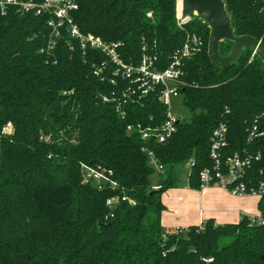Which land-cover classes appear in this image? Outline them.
<instances>
[{
  "label": "trees",
  "instance_id": "16d2710c",
  "mask_svg": "<svg viewBox=\"0 0 264 264\" xmlns=\"http://www.w3.org/2000/svg\"><path fill=\"white\" fill-rule=\"evenodd\" d=\"M68 1L79 31L115 45L126 67L148 56L162 71L180 56L178 92L189 117L166 143L142 141L138 129L165 118L158 88L142 95L136 74L125 77L65 30L51 36L45 13H0V264H264V224L250 218L173 233L161 227V196L178 187V167L190 161L187 184L198 190L219 125L226 129L222 155L248 158L243 182L263 180L264 135H248L254 127L264 132V65L249 50L232 67L212 65L208 27L191 16L178 28L176 0ZM222 2L234 36L264 49L263 0ZM190 36L200 38V51L182 55ZM231 46L221 42L218 54ZM143 149L164 168L155 185ZM83 167L110 171L116 187L82 184ZM115 197L134 205L109 210L105 203ZM257 210L264 221V194Z\"/></svg>",
  "mask_w": 264,
  "mask_h": 264
},
{
  "label": "built area",
  "instance_id": "2783aa9c",
  "mask_svg": "<svg viewBox=\"0 0 264 264\" xmlns=\"http://www.w3.org/2000/svg\"><path fill=\"white\" fill-rule=\"evenodd\" d=\"M264 5V0H263ZM10 7H16L20 12H33L36 16L45 13L49 16L48 27L51 29V36L58 38L60 31L65 30L71 39L77 41L82 50H96L105 55L110 61L125 71V77L129 78L131 74H136L137 82L140 83V88L143 90L142 95H146L149 90L159 89L157 94L158 102L165 109V118L159 127L151 129H138V134L142 141H147L153 138L158 144L166 143L176 132V125L179 119L176 118L171 111V99L179 97L178 80L181 72L179 69L180 56L173 57L168 67L162 71L155 66V61L148 56H143L140 65L137 68L124 66L116 54V46L104 43L100 38L92 35L81 33L78 27L74 24L71 17V12L76 8L68 0H42L41 3L27 2L22 3L17 0H0V13L5 14ZM264 7V6H263ZM264 10V8H263ZM189 21L179 20L176 13L177 27L181 28ZM202 42L197 36L187 38V43L183 46L182 55H189L200 51ZM180 98V97H179ZM10 125H7L3 132L7 133ZM128 130L130 128L128 127ZM264 135V132H258L254 127L248 135V140L252 141ZM226 143V129L223 125H219L212 133L209 142L208 157L211 162L209 168H205L198 173V190L201 191L207 188H220L228 192L233 197L246 196H261L264 194V177L256 187L247 185L243 182L246 169L248 168V158H241L237 155L224 157L222 155ZM147 157L148 166L154 171V174L159 177L164 174V168L156 159L154 154L147 150H142ZM190 169L193 166V161L187 163ZM112 173L107 170L94 169L83 167L82 169V184L93 185L98 189L103 186L116 187L115 182L111 179ZM157 190L158 187H154ZM119 203H127L134 205L126 197L110 198L105 205L109 210L114 209ZM254 225H263L264 221L258 218H250ZM202 225V224H201ZM173 233V230L167 231Z\"/></svg>",
  "mask_w": 264,
  "mask_h": 264
},
{
  "label": "crops",
  "instance_id": "0c3cea01",
  "mask_svg": "<svg viewBox=\"0 0 264 264\" xmlns=\"http://www.w3.org/2000/svg\"><path fill=\"white\" fill-rule=\"evenodd\" d=\"M258 201L257 196L233 197L220 188L196 191L186 183L161 196L165 207L161 227L164 231L186 229L208 220L215 225L236 224L242 217H259Z\"/></svg>",
  "mask_w": 264,
  "mask_h": 264
},
{
  "label": "water",
  "instance_id": "95a60500",
  "mask_svg": "<svg viewBox=\"0 0 264 264\" xmlns=\"http://www.w3.org/2000/svg\"><path fill=\"white\" fill-rule=\"evenodd\" d=\"M180 2L181 10L178 12V0H176V13L179 20H187L195 16L208 27L207 56L212 65L217 68L232 67L243 50L251 51L264 65V49L260 42L249 36H234L229 15L222 0H180ZM221 42L232 44L226 56L218 54V46Z\"/></svg>",
  "mask_w": 264,
  "mask_h": 264
},
{
  "label": "rangeland",
  "instance_id": "374dc122",
  "mask_svg": "<svg viewBox=\"0 0 264 264\" xmlns=\"http://www.w3.org/2000/svg\"><path fill=\"white\" fill-rule=\"evenodd\" d=\"M171 111H172L173 115L176 118H178L179 120H187L189 117L187 111L182 106L181 98H179V97L171 99ZM178 173H179V175L177 176V183H178V187H179V186L185 185L187 183V177H188V173H189L188 164L187 163L181 164L178 167ZM151 180H152L153 184L155 185V182L157 180V176L153 175L151 177Z\"/></svg>",
  "mask_w": 264,
  "mask_h": 264
},
{
  "label": "bare ground",
  "instance_id": "6f19581e",
  "mask_svg": "<svg viewBox=\"0 0 264 264\" xmlns=\"http://www.w3.org/2000/svg\"><path fill=\"white\" fill-rule=\"evenodd\" d=\"M180 5H181V2H180V0H178V8H177V11H178V12H180V10H181Z\"/></svg>",
  "mask_w": 264,
  "mask_h": 264
}]
</instances>
